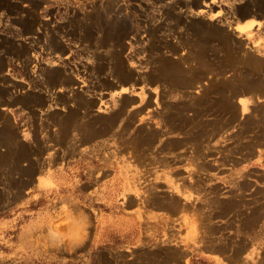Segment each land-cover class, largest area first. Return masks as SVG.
Segmentation results:
<instances>
[{"label": "rangeland", "instance_id": "obj_1", "mask_svg": "<svg viewBox=\"0 0 264 264\" xmlns=\"http://www.w3.org/2000/svg\"><path fill=\"white\" fill-rule=\"evenodd\" d=\"M0 264H264V0H0Z\"/></svg>", "mask_w": 264, "mask_h": 264}]
</instances>
